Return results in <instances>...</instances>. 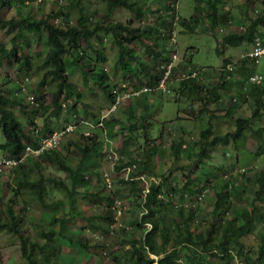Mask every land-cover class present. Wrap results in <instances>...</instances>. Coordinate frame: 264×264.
<instances>
[{"label": "trees", "instance_id": "trees-1", "mask_svg": "<svg viewBox=\"0 0 264 264\" xmlns=\"http://www.w3.org/2000/svg\"><path fill=\"white\" fill-rule=\"evenodd\" d=\"M25 1L0 0V27H9V29L15 30L10 40L11 47L9 49H6L0 41V65L4 59L14 60L18 64L21 61L19 71H22V73H19L21 74L20 78H17L12 84V90L0 86V131L3 132L5 139L4 143L0 144V150L6 157L17 158L23 153L26 145H30L31 148H38L41 138L53 133V131L63 129L69 120H72L71 124L74 128L72 131L64 133L63 140L58 147L43 150L37 156H27L23 162L10 168L8 173L12 175L11 184L6 182L5 186L10 190L11 196L5 205L6 217L0 212V231H6L18 237L21 255L26 264H49L50 257L53 256L54 251H57V244H77L81 250L88 246L86 241L76 237L75 230L67 232V224L64 220L68 214L64 208L65 201L69 206V212L75 216V197L77 195L94 197L100 204H103L101 217H105L104 219L107 221L114 218L112 212L113 199L116 198V194L113 192L114 186L112 182L110 188L106 186L107 182L103 179L104 168L100 165L101 160L106 157V151H103V149H108L107 145L109 142L112 143L111 139L115 137V133L119 132V135L124 137L121 148H114L113 146L110 148L111 151L115 150V153L121 156L117 154L112 173L116 174V171H123L125 167L131 166L128 176H123L122 179L126 182L124 184L131 187L133 193H135V198L139 197V191L142 190L141 181L144 182L148 178V174L156 173L158 166L152 161V158L155 154L158 156L164 154L161 146L155 145L146 136L147 131L144 125L146 117L143 114L137 115L139 110L135 103L139 104L142 101L147 106L149 99L146 96H139V99L133 101L134 103L132 102L123 108L129 119L126 122L127 125H122L121 121L115 119V114L102 117L100 110L103 108L101 106L94 108L91 104V100L88 99V92H93L94 86L90 77H93L96 81L103 100L109 104L114 99L111 94L113 85L110 83V75L107 69L102 66L107 60L106 55L102 51V47H94V40L101 43L105 33L113 36V41L118 50L116 63L120 66L119 74L123 77L129 75L139 84L141 82L138 76L142 73L146 75L149 85L157 82L161 75L157 71V65L159 62L166 60L168 56L159 54V51L149 46L147 41L150 40L147 39H149L152 24L145 22L143 26L140 24L141 26L136 25L133 27L129 22L130 20L123 23L110 20L114 11L119 8L130 12L137 22L146 19L151 13V8L148 9L150 0H99L104 5L103 12L100 14L97 9L94 10L99 19L94 18L93 23L89 15L90 11L87 10L84 4L85 0H68L66 6L55 5L54 7L51 4L48 12L41 18L28 15L22 16L21 14L18 18H3L2 11L14 6L21 8ZM202 3L208 7V12L204 17L206 25L200 24L201 19L198 16L203 12L201 9ZM218 4H223V1L195 0L194 13L188 19L178 17L179 24L188 32H193L196 28L198 30L202 24L204 30L211 33L216 27H220L221 31L225 29L219 40L220 45L216 47V52L219 55L226 47L254 43V37L260 33V29L264 28V8L262 14L255 19L250 17L244 19L233 18L228 11L219 13ZM171 28L172 23L164 22L163 39L165 41L169 37ZM31 36L33 38H30ZM30 39L42 43L46 49L45 58L36 66V68H42L44 71V75L37 84L36 89L29 87L30 79L27 73L24 72L32 69L34 67L33 63L26 54H23V56L22 53L17 54L18 48L24 47ZM134 41L139 43L140 47L143 46L150 54L154 61L151 66L143 61L142 55L137 50H134L136 46L133 43ZM131 44L133 46H130ZM87 49L93 50L95 58L87 57ZM134 65L139 66V69H136ZM71 66L81 69L82 78L85 79L81 82V86L73 82L66 74V70ZM225 66H230V68H225ZM254 66H256L254 60L243 55V58H238L236 61H231L229 57L224 58L223 66L215 71L209 69L195 70L190 68L189 60L182 58L176 70L180 68L182 72L184 71L188 75H191L192 71H196V76L187 78L177 76L175 78L174 74H170L165 80L167 83L165 91L160 90V94L169 92L168 85L172 84L175 93L185 96L190 102L199 100L201 106L205 108L210 103H219L218 100L222 95L227 96L229 102H232L234 97L237 102L238 99L244 100L249 95L254 102L251 117L252 119L260 118L264 107V81L259 84L252 83L247 87V89L249 88L247 93L244 88L246 80L255 71ZM201 72H203V78ZM215 72L218 76L217 82L206 83L204 78ZM46 79L50 82L49 85L54 87L51 92L53 104L50 109L45 107L42 101L45 99L43 93L48 85L45 82ZM62 91L65 92L64 102L59 100ZM30 96L31 99H29ZM68 102L70 104H67ZM236 102L231 104L235 105ZM77 104L81 105L80 111H77ZM120 108H117V112ZM229 108L228 111H230ZM189 109H192L191 106ZM210 116L209 114V118ZM23 119H26V121H23ZM183 119L188 122V125H191V118L184 116ZM98 121H102L104 137L101 136L102 131L93 126ZM208 122L205 126L204 124L201 127L196 125L198 128L194 132L197 135L196 141H194L195 137L193 135L187 137L188 140L185 141L186 135L183 131L178 133L180 135L175 134L170 145V154L174 157V161H178L180 155H184L189 160H195L197 164L202 165L201 167H205V162L210 160L208 158L209 152L213 150V147L217 145L227 146L231 143L234 150L240 151L245 149L250 138L256 147L252 155L255 157L263 156L264 128L253 129L249 119L236 117L232 119L231 126L233 128L223 134L210 121ZM59 125L60 127H58ZM88 129L91 131V135L83 134L82 131ZM141 130L142 134L140 135ZM135 141L139 142L138 145L143 143L145 146L143 148L137 146L139 157L129 161L122 160V155L130 151ZM183 143L185 146H182ZM191 143H193V147L189 145ZM68 153L71 154V157L76 158L75 165L69 162ZM42 165H51L64 172L69 184L55 177H48L46 180L41 172ZM32 168L37 169V171L33 172ZM222 171L228 175L227 178H222L219 182L211 179L216 175V172L221 173ZM171 173L169 171L167 174L162 175V181L158 179V181H153L149 185L144 204L148 214L139 217L138 220L132 223L131 228L136 231L143 229V223L147 221L151 222L153 226L144 236L141 235L138 238L133 234L129 238V242H125L129 245L128 249L125 250V253L130 255L129 261L124 260V262L119 263L118 256L114 255L116 251L113 245L105 246V250L110 252L114 264H154L155 260L147 255L148 251L158 256L157 264H178L175 257L176 255L179 256V253L184 254L185 264H231L233 255L244 257L247 263L252 261L251 264H264V226L262 224L264 222V168L257 173L255 172L252 176L246 177L240 171L237 174L235 173V176L228 171L226 165L221 164L216 171L204 172L201 174L202 176L191 177L188 175L186 182L181 187L178 186L176 179L171 177ZM237 179L238 184H233ZM45 180L53 188L64 191L66 198L51 203L46 202ZM92 180L95 182L99 180L100 188H98V183L96 186H92ZM218 184H220V187H217ZM234 185H238V188ZM248 185L250 187H247ZM210 189L212 190L211 193ZM246 189H252V198L249 197V194L245 195ZM98 190H100V193ZM102 190L106 191L107 194L103 195L105 193H102ZM203 192L206 194L202 198L203 200L211 195L214 201L212 220L204 230L198 229L197 225H194L196 223L192 217L194 210L197 209V205L200 203L198 196ZM109 194L112 195L109 196ZM163 197L170 199V202H173L175 198L181 202L167 203L171 210L177 211L178 214V220L174 222L173 226L166 224L167 213L165 212L166 204L162 202ZM16 198H20L23 205L19 210L12 207ZM233 199H237V202H245L249 199V204L242 208L241 216L235 217L236 220L238 218L240 220H238L237 225L220 219L229 209L233 212L238 210V207L234 205L236 201H233ZM34 201L49 208L53 214V217H50L55 218V220L47 223V227H45L40 222H43L44 218L47 217L45 214V217L40 215V222L34 225L36 239H31L29 234L23 233V212L29 209ZM186 207L189 209V211L186 210L188 212L183 211ZM60 213L61 217L58 218L57 214ZM241 221L242 223H240ZM256 223L262 225L259 253L255 259H249L251 252L246 251L241 239L252 233ZM56 225L58 230H56ZM157 238H159V241ZM169 244L172 249L167 251ZM103 253L106 255L105 252Z\"/></svg>", "mask_w": 264, "mask_h": 264}, {"label": "rangeland", "instance_id": "rangeland-1", "mask_svg": "<svg viewBox=\"0 0 264 264\" xmlns=\"http://www.w3.org/2000/svg\"><path fill=\"white\" fill-rule=\"evenodd\" d=\"M151 1V3L149 1L148 5V9L150 10L151 8V13L146 17V19H142L143 22L142 20L137 22L136 18H134L130 12L123 8L116 9L110 20H112V22L119 21L121 23L130 20L129 22L133 27L140 24L143 26L145 22H147L148 24H152L150 27L151 30L149 31V46L159 51L160 54H164L165 45H169L168 39L165 44L162 39L164 22L172 23L174 21L173 18L175 15L181 19H188L194 13L195 0H178L176 6L174 0ZM224 2L225 4L217 5L219 13L225 12V6H227L233 18H238L242 15L244 19H248L249 17L251 18V16H254L252 15V9L254 7L259 8V10H263L264 8L263 0H224ZM67 3L68 0H62L61 3L55 0H26L21 8H17L16 6H14L13 8L2 11V15L5 19L18 18L19 14H21L22 16L28 15L35 18H41L44 17L48 12L51 4H53V6L55 7V5L66 6ZM84 4L87 10L90 11L89 15L91 17L92 23L94 18L98 20L99 18L95 15L94 10L97 9L101 14L104 8L103 3L99 0H85ZM201 9L203 12L198 14L199 18L201 19L200 24L203 23L204 25H206L204 17L208 12V7L204 3H202ZM175 11L176 14L174 15ZM203 24L198 28V30L196 28L193 32L186 31L178 21H176V23L172 27V29L175 31L174 37L177 42L176 48L174 49L177 51V54L180 58H184L185 60L190 61V68L195 70L209 69L211 71H215L218 67L223 66L224 58L229 57L231 61H236L237 58H239L241 55H245L250 49L249 44H242L237 47H226L224 48L222 54L219 55L216 52V47L217 45H220L219 40L225 29H223L224 31H221L220 27H216L215 30L212 31L213 33H211L210 31L204 30ZM14 32L15 30L9 29V27H0V41L5 45L6 49H9L11 47L10 40ZM103 36L104 37L101 43H99V41L97 40H94L95 42L93 45L96 48H103V50H101L104 51L107 60L102 64V66H104V69H107L110 77L113 78L112 82H114V84H118L120 83V77L123 78V76L119 74L120 66L118 63H116V59L118 58L117 45L114 43L113 36H111L110 34L105 33ZM30 38L33 37L31 36ZM133 43L136 44L134 50H137V52L142 55V59L145 62L153 64L154 61L150 59L149 53L144 49V47H140V44L136 43L135 41ZM130 46L133 45L131 44ZM21 53L22 56L23 54H26L27 57H29L31 63H33L34 67L24 72L27 73V76L30 79L29 87L36 89L37 84L44 75L43 69L36 68V66H38L41 63L42 59L45 58L46 49L44 48L42 43H37L36 40L30 39L24 47L18 48L17 54ZM86 54L87 57L95 58L93 50L87 49ZM20 64L14 62V60L12 61L4 59L2 61V64L0 65L1 88L12 90V84L17 78H20L21 74L19 73H22V71H19L21 67ZM254 70L256 73L264 77V55L260 57L258 64L254 66ZM66 72L68 77H70L71 80H73V82L77 83L79 86H81L82 81H85V79L82 78V72L80 68H74L71 66L66 70ZM180 72H182V70L178 68L176 70V73H174V77L176 78L178 74H180ZM90 78L92 81V85L94 86V90L91 93L88 92V99L91 100V104H93L94 108L101 106L103 109L100 110V112L102 113L108 108L109 104L107 101L101 98L100 89L97 87L94 78ZM217 80L218 76L216 72L204 78V81L206 83H215L217 82ZM45 82L48 85L50 83L47 81V79L45 80ZM145 82V84H148L149 82L146 77ZM48 85L43 93L45 99H43L42 101L44 103V106L50 109L53 104L51 92L53 91L54 87ZM235 88L237 87L235 86ZM233 90L235 91V89ZM246 90L247 93L249 88ZM168 91L169 92L164 94H160L159 90L149 92L146 95V97L149 99L147 106H145V103L142 101H140L139 104L135 103V106L139 110L137 115L143 114L146 117L144 125L147 131V138L151 139V142L153 141L155 145H160L161 149L164 151V154L162 156H158L157 154H155L152 158V161L158 167L156 169V173L148 174V178H146L144 183H151L153 180L158 181V179L161 180L163 178L162 175H165L170 171L172 172L171 177H174L178 183V186L181 187L184 182H186V178L188 175L191 177L202 176L201 174H203L204 172H208L211 170L216 171V169L221 164L226 165V168L231 174L235 175V173L237 174L240 171L243 172L246 177L252 176L255 172L257 173L264 168V154L263 156L259 157H255L252 155L253 150H255L256 147L255 145H253V140L251 138L248 140V142H252V144L246 143L245 149L240 151L234 150L231 143L227 146L217 145L213 147V150L209 152L208 158L210 160L208 162L204 161L206 164L205 167H201L202 165L197 164L195 160H189L184 155H180L178 161H174V157L170 154V145L174 139L175 134L180 135L178 133H181L183 131L185 133L184 135H186L184 139L185 141L188 140L187 137L190 135H193L195 137L194 141H196L197 135H195L194 132L197 131V127H201L203 124L204 126L207 125L208 121L215 125L217 129L224 134L233 128V126H231L232 119H235L236 117L249 119L253 126V129H257L258 127L264 128V107L261 111V117L252 119L251 116L254 102L252 101V97H250L249 95H247V98L244 100L238 99L235 105H230L229 102H227L223 107H221L216 103H210L205 108L204 106H201L199 100L190 102L185 98V96L175 93L173 91L172 84L168 85ZM64 94V91H62V93L60 94L59 100L61 102H64ZM137 99L139 98H136V100ZM130 102L123 104L120 110L115 113V115L112 114L114 115L115 119L122 122V125H127L126 122H128L129 120L128 115L123 108L128 106ZM67 104L70 103L68 102ZM190 106L192 109H189ZM228 108L230 109V111H228ZM79 109L81 110V105L77 104V111H80ZM200 109H202V111H200ZM209 114L211 115L210 118ZM184 116L192 119L190 122L191 125H188V122L183 119ZM24 120L26 121V119H23V121ZM71 123L72 120H69L68 124ZM39 125L41 124L39 123ZM60 125L58 127H60ZM196 125L198 126L196 127ZM139 133L141 135L142 130ZM101 136L104 137L103 132H101ZM114 136L115 137L111 139L112 146L114 148H121L122 139L124 136L119 135V132L115 133ZM4 141L5 139L3 132L0 131V144L4 143ZM138 144L139 142L135 141V144L131 147L130 151L122 155V160L129 161L131 159L139 157L137 146H142V148L145 146L143 145V143L141 145ZM189 145L193 147V143ZM67 156L69 162L75 165L76 158L71 157V154L69 153L67 154ZM101 161L102 162L100 166L104 168V171L109 174V178L112 180V184L114 186L113 192L116 194L117 201L122 203V210L126 208L127 213L124 216L121 215V218H116L114 215V218L112 219L113 221H107L106 219H104L105 217H101V211L104 208L103 204H100V202L97 201V199H95L94 197H83V195H77L74 199V213L76 214L74 216L69 212V206L67 204V201H65L66 203L64 208L68 213L64 218L65 223L67 224V232L70 230H75L74 232L77 234L76 237L82 238L83 241H86L88 246L82 248L81 250L79 249V246L77 244L66 243L64 245H59L56 243L58 248L57 251H54L53 256L50 257L51 259L49 261V264H114V261L110 257V252L107 250V253V251L105 250V246L111 244L116 251L114 255L118 256V260H120L119 263H122L124 262V260H128L130 256L129 253H125V250H127L129 246L125 242H129V238L133 234H135L134 236L138 238L142 235V229L136 231L134 228H130V230H132L131 232L133 233L126 230L129 227H132V223L138 220L140 217L142 208L139 203V197L135 198V193H133L131 187L127 184H124L126 183L124 182V179H122L123 176H126L124 171H116V174H113L111 168L112 161L108 162L106 159ZM32 171L36 172L37 169L32 168ZM41 172L46 180L48 177H55L66 181V183L69 184L66 178V174L62 171L57 170L51 165H42ZM158 174L159 176L157 177ZM225 176L226 175L223 171L221 173L216 172V175L211 177V179L215 182H219ZM11 177V173L9 174L5 172L0 174V212H2L5 217V205L7 200L11 196L10 190L5 186V184L6 182H9L11 184ZM46 180V202L51 203L56 200L66 198L64 191L59 188H53L51 184L49 185V182ZM97 183L99 185L98 188H100L99 180L98 182H95L94 180L91 181L92 186H96ZM233 184H238V179ZM235 186L238 188V185H234V187ZM217 187H220V184H218ZM247 187H250V185H248ZM99 191L100 190H98V192ZM211 191L212 190L210 189V193ZM101 192L105 193L103 195L107 194L106 191L102 190ZM246 194H249V197L252 198V189H246L245 195ZM110 195L112 194H109V196ZM111 198L113 199V196ZM233 200L236 201L234 202V205L238 207V210L233 212V210L229 209V212L225 213L220 219L224 222H233L232 224L237 225L240 220L239 218L236 220L235 217L241 216L240 213L243 210L242 208L249 204V199L245 202H237V199ZM175 201L176 203L180 202L179 199L176 198L175 200L173 199V202H170V199H167L166 197H163L162 199V202L166 204V224H168V226H173L174 222L178 220L177 211L171 210L169 205H167V203L169 202L170 204H174ZM213 202L214 201L213 198H211V195H208L206 199H204L197 205V209L194 210V213L192 214L193 219H200L198 223L194 224L197 225L198 229L204 230L206 227H208V224H210L213 215ZM22 206L23 205L20 198H16L15 202L12 205L15 210H19L20 208H22ZM186 210L189 211V209L187 208L183 211L188 212ZM44 214L47 218H44L45 220L43 222H40V215H43V217H45ZM52 215L53 214L49 208H46L40 203L34 201L33 204L30 205L29 209L23 212V233L29 234L31 239H36L34 225L40 222L45 225V227H47V223L55 220V218L50 217ZM57 217L60 218L61 213L57 214ZM240 223H242V221ZM260 224L261 223H256L255 227H253L252 233L241 239L246 251H248L249 253L251 252L249 259H255L256 255L259 253V245L261 242L260 229L262 228V225ZM262 224L264 226V222H262ZM56 230H58L57 225ZM157 240L159 241V238H157ZM93 245L94 247H92ZM171 249L172 248L169 244L167 247V251H170ZM103 252H105L106 255H104ZM178 259L181 260V262H179L178 264H185V257L183 253H179ZM234 259H238L242 264L252 263V261H249L248 263L245 262L244 257L235 256ZM0 264H26L25 259L21 255L20 241L15 234H11L6 231H0ZM231 264H236V261L232 260Z\"/></svg>", "mask_w": 264, "mask_h": 264}, {"label": "clouds", "instance_id": "clouds-1", "mask_svg": "<svg viewBox=\"0 0 264 264\" xmlns=\"http://www.w3.org/2000/svg\"><path fill=\"white\" fill-rule=\"evenodd\" d=\"M60 1L61 0H58V2L60 3ZM221 1H223V4H225V2H224V0H221ZM152 1L150 0V3H151ZM175 2V6H176V4H177V2H178V0H175L174 1ZM225 8H226V11H228V12H230V10H228V7L227 6H225ZM175 14H176V11H175ZM230 14V16H232V14H231V12L229 13ZM262 14V10H259V8H256V7H254L253 9H252V15H254V16H251V18H256V17H258V16H260ZM238 18H243V16L241 15L240 17H238ZM173 22H172V27L174 26V24L176 23V21H178L179 22V18L175 15V17L173 18ZM260 31V33L259 34H257L254 38V43H252V44H250V49L248 50V52L245 54V56H248L249 58H252V57H250L249 56V53L251 52V50H252V48H253V46H254V44H256V42H257V40H259V42L262 44V45H264V28H262V29H260L259 30ZM174 35H175V31L171 28V32H170V34H169V37H168V46H169V49H168V46L167 45H165V49H164V56H168L167 57V59L166 60H164V61H161V62H159L158 63V68H157V71H158V73L160 72L161 73V75H160V77H159V79L157 80V82H155L154 84H151V85H149V84H145L146 82H145V77H146V75H144V73H142V74H140L138 77H139V81L141 82V84H139L138 82H136L133 78H131L129 75H127V77H123V78H121V79H119L120 80V83H118V84H114V82H112V77H110L111 78V81H110V83L113 85V88H112V90H111V94H112V97L114 98L113 99V102L112 103H109V105H108V108L105 110V111H103L102 113H101V116L102 117H104V114H106L107 113V111H109L110 109H111V107L113 106V105H115V109L113 110V111H110L109 113H108V115H112V114H115L116 112H117V108H120V106H122L123 104H125L126 102H130V103H132L133 101H135L136 100V98H138L139 96H143L144 95V97L149 93V92H152V91H155V90H162L160 87H159V85H160V82H161V80L163 79V77H164V71L166 70V67L167 66H170V69H169V75L171 74H174V73H176V67L177 66H179V63L181 62V60H182V58H180L179 56H178V54H177V51L174 49V48H176V45H177V42H176V40H175V37H174ZM162 39H163V36H162ZM104 40H105V38H104ZM147 40H149V39H147ZM148 43H149V41H147ZM163 42H164V44H165V42H167V40L165 41V39H163ZM149 45H150V43H149ZM159 54H160V52H159ZM264 55V53L261 55V56H263ZM149 56H150V54H149ZM261 56H259L257 59L256 58H252L253 60H254V62H255V64L257 65L258 64V62H259V59H260V57ZM239 58H243V55H241ZM150 59H152V57L150 56ZM238 59V58H237ZM153 60V59H152ZM144 61V60H143ZM145 62V61H144ZM146 64H148L149 66H151L152 64H150L149 62H145ZM134 66H136V65H134ZM221 67V66H220ZM220 67H218V69L220 68ZM225 68H230V66H225ZM136 69H139V66L137 67L136 66ZM193 73H195V75L193 76ZM196 71H192V74L191 75H188V74H186V73H184V72H181L180 74H178V77H180V78H187V77H189V76H191V77H195L196 76ZM253 75H258V76H260L261 78H262V80L260 81V82H253V83H256V84H259V83H261V82H263L264 81V77L262 76V75H260V74H258V73H256L255 71L253 72V74H251L249 77H248V79L246 80V82H245V86H244V88L245 89H247V87L248 86H250L251 84H252V82H250L249 81V79H250V77H252ZM201 77L203 78V72H201ZM237 77V76H236ZM166 82H165V84H164V90H162V91H165V86H166ZM133 91H135V92H137V94L136 95H132V92ZM124 92H126L127 94H129V96L128 97H122V94L124 93ZM117 96H120L121 97V99L119 100V102L118 103H116V97ZM143 97V98H144ZM219 101V103H216V104H218V106H221V107H223L227 102H229V98L226 96L225 97V95H222L221 96V98L218 100ZM232 102L233 103H235L236 102V98L234 97L233 99H232ZM231 101L229 102V104L230 105H233V104H231L232 103ZM70 103V102H69ZM129 103V104H130ZM100 121H98V123H99ZM102 122V121H101ZM98 123L95 125V124H93V126L95 127V128H98L99 130H101L103 133H104V131H103V125H101V126H98ZM68 125H70V124H67L66 125V127L68 126ZM66 127H64L63 129H61V130H59V131H53V133H55V132H60V131H62V130H64ZM83 134H85V135H91V131L88 129V130H84L83 131ZM49 135V134H48ZM188 137H192V136H188ZM190 139V138H189ZM63 140V138L61 139V141ZM61 143V142H60ZM108 143V142H107ZM60 145V144H59ZM58 145V146H59ZM27 146H29V147H31L30 145H26V147ZM108 149L106 148V150H104L103 149V151H106L105 152V154H106V157L104 158V159H106L108 162L109 161H111V160H109L108 159V155H110V154H115L116 155V153H115V151L114 150H110V148H112V143L111 142H109L108 143ZM107 146H105V147H107ZM182 146H185L184 144H182ZM25 147V148H26ZM24 151H25V149H24ZM24 151H23V153L22 154H24ZM21 154V155H22ZM20 155V156H21ZM117 156V155H116ZM1 158H4V159H11L10 157H6L4 154H3V152L0 150V159ZM17 158H19V157H17ZM17 158H14V159H17ZM131 166H127V167H125L124 168V172H125V177H127L128 176V173L129 172H127L126 171V169L127 168H130ZM111 168L113 169V165L111 164ZM7 170V171H6ZM4 169L3 171H0V174L1 173H5V172H9V170H10V168H8V169ZM105 173H107L106 171H104V174H103V179H104V181L106 182V180H105ZM108 174V173H107ZM226 175V174H225ZM227 176L228 175H226L224 178H227ZM142 178H143V176H142ZM108 179H109V181L110 182H112V180L109 178V174H108ZM146 180V179H145ZM144 180V181H145ZM154 182L156 181V180H153ZM152 181V182H153ZM151 183H144L143 181H141V184H140V186H141V188H142V190L141 191H139L140 193H139V203H140V205H141V208H142V211H141V213H140V217L141 216H143V215H145V214H148V210L146 209V207H145V202H146V195H147V193H148V191H149V185H150ZM112 186V185H111ZM147 191H146V190ZM206 192V191H205ZM205 192H203L200 196H198V200L200 201V202H202V198L203 197H205ZM202 199V200H201ZM115 200H117V198H115V199H113V203H112V212H113V216L115 215V217L116 218H118V217H120L121 215L122 216H124L127 212H126V210L122 213V214H120V215H117L116 214V211H115V208H114V201ZM234 201V200H233ZM238 205H240V204H238ZM187 208V207H186ZM229 211H227V212H225V213H228ZM224 213V214H225ZM121 218V217H120ZM196 219H198V218H194V222L195 223H198L199 222V220H196ZM120 226V225H119ZM152 226H153V224L151 223V222H149V221H147V222H145V223H143V229H142V236H144L147 232H149L151 229H152ZM130 228L131 227H129L128 229H126L127 231H130ZM132 229V228H131ZM147 255L150 257V258H152V259H154L155 260V262H154V264H157L156 263V260H157V258H158V256H156V255H154V254H152L151 252H147ZM178 257L179 256H177L176 255V261H177V263H179V262H181V260L180 259H178ZM234 257H235V255H233V259L232 260H234V261H236V264H242V263H240V261L238 260V259H234Z\"/></svg>", "mask_w": 264, "mask_h": 264}, {"label": "built area", "instance_id": "built-area-1", "mask_svg": "<svg viewBox=\"0 0 264 264\" xmlns=\"http://www.w3.org/2000/svg\"><path fill=\"white\" fill-rule=\"evenodd\" d=\"M56 22V20H55ZM264 53V45H262L259 40H257L256 44H254L251 52L249 53V56L252 57V58H258L259 56H261L262 54ZM169 69H170V66H167L166 67V70L164 71V77L163 79L161 80L160 82V85L159 87L164 90V84H165V80L167 79V77L169 76ZM195 75V73H193V76ZM262 80V78L258 75H253L252 77H250L249 81L250 82H260ZM137 92L133 91L132 92V95H136ZM129 94H127L126 92H124L122 94V97H128ZM29 99H31V96L29 97ZM121 99L120 96H117L116 97V103L119 102V100ZM115 109V105H113L111 107V109L109 111H107L106 114H104V116H107L108 113L110 111H113ZM81 122V120H80ZM102 125V122L100 121L98 123V126H101ZM74 128V126L72 124L68 125L64 130L60 131V132H55V133H51L49 135H47L46 137L44 138H41V141H40V145L38 148H31L29 146H27L25 148V151H24V154H22L18 159H14V158H11V159H4V158H1L0 159V171H3L4 169H8V168H11L12 166H15L17 165L18 163H21L25 160V158L27 156H37L39 155L43 150H48L50 148H56L58 147V145L60 144L61 142V139L64 135L65 132H70L72 131ZM108 159L112 161V165L114 164V162L117 160L116 158V155L115 154H110L108 155ZM127 172L130 171V168H127L126 169ZM105 180L107 182V187L110 188L111 186V182L109 181L108 179V174L105 173ZM146 190V189H145ZM147 191V190H146ZM114 208H115V211H116V214L117 215H120L122 214L126 208L124 210H122V203L115 200L114 201ZM121 209V210H120Z\"/></svg>", "mask_w": 264, "mask_h": 264}, {"label": "crops", "instance_id": "crops-1", "mask_svg": "<svg viewBox=\"0 0 264 264\" xmlns=\"http://www.w3.org/2000/svg\"><path fill=\"white\" fill-rule=\"evenodd\" d=\"M247 143H248V144H252V142H248V141H247Z\"/></svg>", "mask_w": 264, "mask_h": 264}]
</instances>
